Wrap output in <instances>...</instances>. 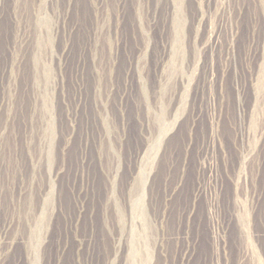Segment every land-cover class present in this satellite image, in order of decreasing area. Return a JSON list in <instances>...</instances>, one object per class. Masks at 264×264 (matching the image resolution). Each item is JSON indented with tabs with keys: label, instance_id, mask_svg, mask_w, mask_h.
<instances>
[{
	"label": "rangeland",
	"instance_id": "374dc122",
	"mask_svg": "<svg viewBox=\"0 0 264 264\" xmlns=\"http://www.w3.org/2000/svg\"><path fill=\"white\" fill-rule=\"evenodd\" d=\"M0 264H264V0H0Z\"/></svg>",
	"mask_w": 264,
	"mask_h": 264
}]
</instances>
